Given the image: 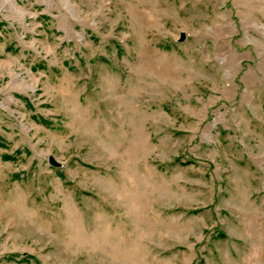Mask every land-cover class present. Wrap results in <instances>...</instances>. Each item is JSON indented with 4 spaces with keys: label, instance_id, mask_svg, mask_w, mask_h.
I'll use <instances>...</instances> for the list:
<instances>
[{
    "label": "rangeland",
    "instance_id": "obj_1",
    "mask_svg": "<svg viewBox=\"0 0 264 264\" xmlns=\"http://www.w3.org/2000/svg\"><path fill=\"white\" fill-rule=\"evenodd\" d=\"M0 264H264V0H0Z\"/></svg>",
    "mask_w": 264,
    "mask_h": 264
},
{
    "label": "water",
    "instance_id": "obj_2",
    "mask_svg": "<svg viewBox=\"0 0 264 264\" xmlns=\"http://www.w3.org/2000/svg\"><path fill=\"white\" fill-rule=\"evenodd\" d=\"M184 38V33L181 34V40ZM49 161L51 164L55 165V166H59V162L56 161V159L53 156H50Z\"/></svg>",
    "mask_w": 264,
    "mask_h": 264
}]
</instances>
